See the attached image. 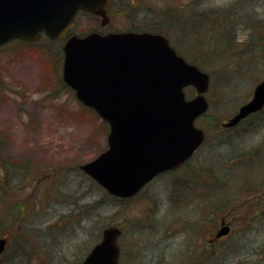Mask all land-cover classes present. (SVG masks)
<instances>
[{
  "label": "rangeland",
  "instance_id": "rangeland-1",
  "mask_svg": "<svg viewBox=\"0 0 264 264\" xmlns=\"http://www.w3.org/2000/svg\"><path fill=\"white\" fill-rule=\"evenodd\" d=\"M236 1L113 0L107 27L101 26L98 17L80 15L73 32L85 35L91 31L146 28L160 21L153 11L190 3L195 11H219ZM141 12L144 16L139 15ZM215 15L214 21L218 18ZM259 15L264 18L263 12ZM166 29L180 53H186L183 43H179L180 35L170 25ZM217 33L218 29L216 35L208 33L211 43L216 42ZM249 34L247 29L241 31L238 39L248 41ZM62 45V40L47 43L41 38L35 43L16 42L0 48V237L8 236L9 240L0 264H79L109 225L123 229L119 241L121 264H264V215L252 212L256 197L242 193L240 188L246 180H239L254 177L248 181L255 186L250 190L261 186L264 191V171L257 176L264 170V111L260 114L263 119L258 116L239 127L252 129L246 133L253 137L237 136L221 150L215 148L213 140L221 123L248 102L257 83L264 80V49L244 51L240 61L222 60L221 49H215L211 58L202 59L204 70L211 75L206 95L210 102L208 115L220 124L216 126L205 117L197 125L211 131L212 142L201 148L186 167L160 176L139 197L114 202L79 170L107 149L109 127L62 85ZM186 95L194 97V89L188 88ZM222 129L227 130L226 139L238 134L234 129ZM254 148L260 159L250 158V163H237L235 168L227 164V157L233 153L234 159L242 162L249 153H255ZM232 168L233 191L228 186L219 191L223 193L210 197L186 191L188 177L193 180L203 173L204 181L213 170L219 185ZM68 176L73 184L85 187L77 190L76 186L58 194L62 187L59 179L68 181ZM204 184L207 186L206 179ZM72 195L79 197L80 207L61 203V199L69 200ZM210 199L231 205L225 211L209 214L205 203L206 211H201L200 204ZM96 201L99 203L91 205ZM194 202L192 207L186 205ZM221 217L231 226V233L218 239ZM21 244L26 248L24 255H20L25 252L19 248Z\"/></svg>",
  "mask_w": 264,
  "mask_h": 264
},
{
  "label": "water",
  "instance_id": "water-1",
  "mask_svg": "<svg viewBox=\"0 0 264 264\" xmlns=\"http://www.w3.org/2000/svg\"><path fill=\"white\" fill-rule=\"evenodd\" d=\"M112 0H0V46L15 39L63 38L79 11L110 22ZM63 80L110 126L109 149L81 169L111 195H136L161 172L176 169L203 144L195 125L209 107L210 76L179 56L162 34L92 32L63 44ZM197 95L187 99L186 87ZM264 108V81L225 127ZM230 232L223 226L217 237ZM121 230L109 226L81 264H119ZM7 240L0 238V255Z\"/></svg>",
  "mask_w": 264,
  "mask_h": 264
},
{
  "label": "trees",
  "instance_id": "trees-1",
  "mask_svg": "<svg viewBox=\"0 0 264 264\" xmlns=\"http://www.w3.org/2000/svg\"><path fill=\"white\" fill-rule=\"evenodd\" d=\"M251 1L252 0H237L235 3L231 4L228 8H224L219 11L210 10L209 12L195 11V9L194 10L192 9L191 3L186 6L177 7V8L167 7L165 9H161L160 11H153V16L156 15L157 18L159 17L158 19L160 21H157L156 23L152 22L153 25H149L151 27H146V28L138 27V28H133L131 30H135V31L147 30L151 32H163L167 34L172 40V37L168 34V31L166 29L167 25H170L173 29H175V34L178 33V35H180L179 43H183V46H185L186 53L184 52L183 55L187 58V60L198 65L199 67L203 69H204V63H203L204 61L202 59L205 60L207 58H211L212 56H214L216 54L215 49L217 50L221 49V51L223 52L224 55L222 56V60L229 59V58L230 60H232V58H234L232 61L234 60L240 61L242 60V57H241L242 52L244 51L251 52L253 49L256 50V48L258 47H260L261 49H264V20H262L264 18L259 15L260 12L264 13V0H255V2L253 3H251ZM214 14H216L215 16L218 17L216 21H214L215 19L212 17ZM139 15L144 16L143 12L139 13ZM163 21H166L169 23L165 24ZM220 21L222 22L219 25ZM240 24H243L245 27L239 28ZM217 29H218V33H217L216 42L211 43V40L208 39V33L212 35H216ZM246 29L250 31V34H249L250 38L248 41L244 42V41L239 40L238 36L240 35L241 31H244ZM44 39L47 41V43H52L51 40L47 38H44ZM46 45L49 48H51L50 45L48 44ZM209 46H212L214 48L210 49L208 48ZM59 52H61V49L59 50ZM225 52H227L228 54L230 53L231 56H226L227 53ZM244 65L246 66V63ZM62 85L64 86L65 89L71 91V89L65 86L63 83ZM71 92L73 93V91ZM261 113L254 115L253 117L249 118L246 122H248L250 119L258 118V116L260 117L262 115ZM208 117L212 121L211 122L212 124L215 123L217 124L216 126H219V120L216 117L207 115L206 118ZM261 119H263V117ZM206 129L208 130L209 135H210L211 131L208 128ZM234 130L237 131L238 134L234 137L228 136V139H226L224 134H226L227 130H223L222 128L218 129L216 131L217 132L216 135L214 136L215 138H213L214 143H215L214 144L215 148L221 150L222 147L225 146L226 144L230 145L232 140L236 138L237 136L240 137V136L249 135L250 138L254 136V134L246 133L248 130H252L250 128L245 131L244 128H241L239 130V127H236L234 128ZM221 137H225V138L221 139ZM0 138L3 139L1 132H0ZM210 142L212 141L208 139L207 144ZM259 157H262V156H260V153L257 150H255V153H252V154L249 153V156L245 157L242 162L240 161L237 162V159H234L235 153H233L232 155H230V158L227 157L226 162L228 165H231L230 167H232L233 165V167L235 168L237 163L240 165L244 163H250L252 158L258 159ZM258 163H259V160H258ZM261 165H264V164L262 163ZM263 171L264 170H262L257 176L260 175L261 177V174ZM29 172L30 171H27V174H29ZM63 173L64 172H61L60 174H63ZM215 174L216 173L213 170H212V173L208 172V175H207L208 177H205L204 181L202 180L203 173H199L198 175H196L193 180H192V177H190L191 182L188 183L189 185L186 191L195 192L196 194L200 193L201 191H203L202 184L205 183V179L207 182L206 187L208 188L207 196L209 195V197L211 194L217 196L218 194L223 193V191H221L220 193L219 191L221 189L226 190V187L228 186H229L228 189L232 188V191H233V187H235V184L233 185L230 183V181L233 179L232 178L234 174L233 168L232 170L226 171V177H225L226 180L222 184L218 185L219 178L218 177L216 178ZM67 178H68V181L59 179L61 181L62 187L58 189L59 190L58 194L59 193L62 194L63 190L69 191V189H72L73 187H76V186H77V190L85 187V185L73 184L71 181H69L70 177L68 176ZM252 178L254 177H250L248 179H246V177L239 179V180H244V181L246 180V184L245 182L242 183L240 190L242 191V193H247V196L249 197H251L252 193L255 195L256 207L252 210V212H254L255 215L262 216L264 215V191H262L263 187L259 186L257 187V189L250 190V188L255 187V186H252L251 182H248V181H251L249 179H252ZM93 183L98 188H100L95 182ZM213 183H217V185L213 186L212 185ZM19 193L20 192L18 191L17 194ZM105 194H106V197H109L112 201L119 202L117 199L112 198L107 193ZM87 196L90 197V194ZM69 198H70L69 200L61 199L62 201L61 203L68 204V205L71 204L74 207L75 206L80 207L81 202L79 200V197L72 195ZM99 201H96L94 204H91V205L98 204ZM102 201H105V198H102ZM206 203H207L206 209H208L207 212H209V214H211L212 212L214 213L216 211H219L220 209H222V211H225V209L227 210V208L231 205L230 204L231 202L229 203L228 201L225 203L224 202L214 203L211 199L207 201ZM78 207H76L75 209H78ZM71 209H73V207ZM19 248L22 250H25V252H21L20 254V255H24L26 253L25 246H23L22 244V245H19Z\"/></svg>",
  "mask_w": 264,
  "mask_h": 264
},
{
  "label": "flooded vegetation",
  "instance_id": "flooded-vegetation-1",
  "mask_svg": "<svg viewBox=\"0 0 264 264\" xmlns=\"http://www.w3.org/2000/svg\"><path fill=\"white\" fill-rule=\"evenodd\" d=\"M170 173H171V172H170ZM154 181H155V179H154L152 182H154ZM152 182H151V183H152ZM151 183H150V184H151ZM150 184H148L144 189H146ZM144 189H143V190H144ZM143 190H142V191H143ZM142 191H141V192H140L135 198L139 197L140 194L142 193ZM221 218L223 219V217H221Z\"/></svg>",
  "mask_w": 264,
  "mask_h": 264
}]
</instances>
